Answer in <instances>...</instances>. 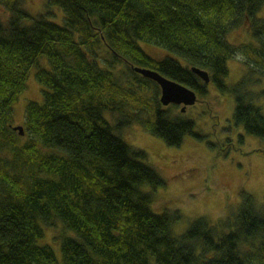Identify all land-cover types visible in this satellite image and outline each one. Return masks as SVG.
Wrapping results in <instances>:
<instances>
[{"label":"trees","instance_id":"16d2710c","mask_svg":"<svg viewBox=\"0 0 264 264\" xmlns=\"http://www.w3.org/2000/svg\"><path fill=\"white\" fill-rule=\"evenodd\" d=\"M45 3L35 15L26 0H0V264H264V204L244 193L230 217L200 218L176 236L180 213H154L143 190L166 186L164 179L144 163L145 151L118 135L139 124L172 147L204 139L182 109L161 103L156 82L136 72H158L204 97L209 84L196 68L234 97V123L264 141V90L255 92L264 84V0ZM55 8L63 24L52 20ZM246 23L251 42L231 44V32ZM142 43L186 65L154 58ZM240 55L245 73L229 86L228 62ZM32 70L42 102H28L15 126ZM47 228L60 259L40 244Z\"/></svg>","mask_w":264,"mask_h":264},{"label":"rangeland","instance_id":"374dc122","mask_svg":"<svg viewBox=\"0 0 264 264\" xmlns=\"http://www.w3.org/2000/svg\"><path fill=\"white\" fill-rule=\"evenodd\" d=\"M44 3L45 0H26L27 9L33 10L29 11L35 15L45 11L47 3ZM52 11L59 15L52 20L63 24L61 13L56 8ZM259 17L264 18V9ZM248 27L246 23L233 30L229 36L230 43L235 46L249 43L251 33ZM140 46L154 58L173 57L186 65L183 59L157 46L144 43ZM246 61L247 57L240 55L228 62L227 85H235L241 80ZM41 62L47 68V61L43 59ZM261 87L255 88V92L261 93L264 84ZM42 98L43 88L35 79V70H32L28 88L15 106L14 125L23 124L28 102H42ZM259 105L264 108V97ZM181 108L178 106L177 111ZM235 108L232 95L220 93L213 83H209L208 94L199 97L196 105L183 113L195 121V132L204 139L188 136L180 147H172L139 124L118 133L129 146L145 151L147 159L144 163L164 179L166 186L157 190L146 186L143 190L153 195L154 213H180L181 219L172 226L176 236L185 234L200 218L217 224L219 220L230 217L236 212L244 193L252 195L259 205L264 204V141L247 135L234 123ZM105 117L113 120L109 113ZM228 140L233 145L230 150L227 148ZM55 236L56 232L47 228L40 244L51 246L60 259L61 246L55 241Z\"/></svg>","mask_w":264,"mask_h":264},{"label":"water","instance_id":"95a60500","mask_svg":"<svg viewBox=\"0 0 264 264\" xmlns=\"http://www.w3.org/2000/svg\"><path fill=\"white\" fill-rule=\"evenodd\" d=\"M136 72L156 82L161 88V103L164 106L177 105L184 106L182 112H185L188 107L196 105L198 102L197 93L175 81H172L158 72L137 68ZM193 72L197 74L207 85L211 82V78L208 72L201 69H193ZM15 130L20 131L21 135H24L22 127H16Z\"/></svg>","mask_w":264,"mask_h":264},{"label":"flooded vegetation","instance_id":"af4514ba","mask_svg":"<svg viewBox=\"0 0 264 264\" xmlns=\"http://www.w3.org/2000/svg\"><path fill=\"white\" fill-rule=\"evenodd\" d=\"M198 98H199V96H198ZM179 107H182L181 109H183V108H184V106H183V105H182V106H179ZM188 108H190V107H188ZM188 108H187V109H188Z\"/></svg>","mask_w":264,"mask_h":264}]
</instances>
